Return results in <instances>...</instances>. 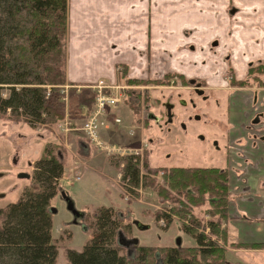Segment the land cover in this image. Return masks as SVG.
<instances>
[{"label":"rangeland","instance_id":"rangeland-1","mask_svg":"<svg viewBox=\"0 0 264 264\" xmlns=\"http://www.w3.org/2000/svg\"><path fill=\"white\" fill-rule=\"evenodd\" d=\"M215 40H220L217 35H214V42H211L209 46L214 44ZM203 49L202 53L206 56L210 55L206 48ZM199 59L196 58V67L193 65L192 68L179 70L178 73H187L188 78L200 74L202 77L212 78L210 80L217 78L216 83H221L223 73L219 66L213 73L195 72V69L199 67ZM220 60L221 57L217 59L218 65ZM123 71V67L118 66L115 82L107 80L118 86L124 99L117 109L109 111L115 112L123 123L115 124L114 118L107 116L110 128L111 123L116 126H112L110 132L103 133V138L109 147L112 150L113 146L116 147L115 151L110 153L107 150L103 153L105 150L99 151L86 144V134L81 129L86 122V116L80 114L77 99V96L83 97L85 89L79 91L75 88L74 95L71 96L70 89L63 88L62 112L53 118L45 115V122L36 123L35 126H30L23 116L15 113L16 117L10 109L0 112V209L18 201L25 188L39 186L40 182L36 178L37 162L46 156L47 148L56 157L61 152V160L65 162L67 173L58 182L59 191L51 202L52 236L59 250L57 264H70L67 256L68 249L79 251L92 238L95 230V212L103 206L114 208L116 213L114 218L122 226L115 246L131 264L138 260L136 245L195 247L197 245L195 238L183 230V225L198 229L196 225L191 224L192 215L187 214L184 218H180L174 212V208L180 207L175 203L176 200H165L159 193L166 184L163 168L219 165L226 167L228 150L224 136L226 129L219 130L214 136L209 134L211 130H208L213 121L217 122L220 119L226 125L224 109L221 108L216 116L200 114L201 122L195 120L189 122L186 119L184 123L188 127H196L195 131L188 134H185L179 120H176L175 125H171L168 129L162 115H159L163 108L161 104H158L164 100L166 93L162 90L164 85L162 79H157V74L154 73L152 74L154 76L149 78L153 81L150 83L143 82L148 79H125ZM158 81L160 83H157ZM88 90L93 92L92 89ZM1 93L7 98L10 90L4 88ZM146 105L151 109L146 110ZM195 112L200 113L198 110ZM150 114L157 116L159 120L151 119ZM200 134L204 136L203 140L198 138ZM216 142L218 147L215 145ZM130 147L135 148L133 154H129ZM130 160L140 171L138 185L133 184L130 174H126V164ZM87 169L92 173L93 178L86 175ZM22 174L26 176H21ZM150 180L155 181L154 186H147ZM229 190L232 194L230 180ZM61 192H66L72 197L76 209L85 213L83 219L74 218ZM208 208L209 203L195 210L201 228L213 240L216 239L226 246L224 241L228 239V232L225 235L219 233L218 238L208 227L209 221L213 219ZM228 213L230 217L229 206ZM159 214L171 215L173 222L168 226L166 220L156 219ZM135 221L149 227L141 230L136 226ZM230 221L231 217L223 221L218 230L220 228L222 231H228ZM2 222L3 216H0V224ZM132 240H134L133 243H131ZM150 257L151 254L148 258ZM137 264L142 263L139 261ZM230 264L238 263L230 262Z\"/></svg>","mask_w":264,"mask_h":264},{"label":"trees","instance_id":"trees-1","mask_svg":"<svg viewBox=\"0 0 264 264\" xmlns=\"http://www.w3.org/2000/svg\"><path fill=\"white\" fill-rule=\"evenodd\" d=\"M67 32L68 0H0V112L10 109L23 116L30 126L45 122V115L53 118L62 112L64 95L61 92L68 85ZM4 88L10 90L7 98L1 93ZM74 89L70 88L71 96ZM84 91L83 97L77 96L78 106L82 115L86 107L88 116L96 97L90 90ZM45 155L37 162L39 186L25 188L18 201L0 209L3 216L0 264H57L59 250L52 236L51 202L67 169L61 152L56 157L47 148ZM164 168L166 184L159 193L165 200H176L180 207L174 208V212L180 218L192 215L191 224L198 229L183 225V230L195 238L197 245L173 248L137 245L138 260L134 264L139 261L142 264H230L229 248L264 246L240 245L226 238V247L201 228L195 210L209 203L208 212L213 219L208 227L217 236L227 234L225 230H218L223 221L230 219L228 206L232 194L226 168ZM126 174L132 176L133 184L140 183V171L131 160L126 164ZM154 183L150 180L147 186ZM95 213L92 238L79 251L68 249L69 263L131 264L115 246L122 226L114 218V208L103 206ZM171 218L169 214L156 216L166 220L168 226L173 222Z\"/></svg>","mask_w":264,"mask_h":264},{"label":"crops","instance_id":"crops-1","mask_svg":"<svg viewBox=\"0 0 264 264\" xmlns=\"http://www.w3.org/2000/svg\"><path fill=\"white\" fill-rule=\"evenodd\" d=\"M214 35L223 48H210ZM258 40L261 45H255ZM226 51H238V57L256 52L264 58V0H68V89H91L102 79L114 82L118 66L125 79L146 80L153 73L162 79L166 74L187 76L178 71L196 67L200 58L198 68L213 73ZM240 107L252 110L250 101L234 99L232 151L226 167H214L228 168L230 242L259 245L264 244V119L252 131L253 115L240 117ZM91 174L87 169L86 175L93 178ZM252 247L229 248L228 260L264 264V246Z\"/></svg>","mask_w":264,"mask_h":264},{"label":"flooded vegetation","instance_id":"flooded-vegetation-1","mask_svg":"<svg viewBox=\"0 0 264 264\" xmlns=\"http://www.w3.org/2000/svg\"><path fill=\"white\" fill-rule=\"evenodd\" d=\"M230 13L235 15L237 9H231ZM215 41L214 44L210 45L212 50L221 48L220 44L222 45V40ZM213 42L214 40H212ZM244 45H250V43ZM255 45H261V41L258 40ZM203 51L204 49H202ZM238 56V51H226L225 57L220 60L218 65L221 68V73H223L221 77L222 82L219 84L216 83L217 78L210 80L212 78L202 77L200 74L197 76L193 75L195 77L192 78H188L182 74L164 75L162 77V84H164L162 90H165L166 93L164 100L158 104H161L163 108V110L159 109V115H162L161 117L164 119L166 128L170 129L171 125H175V121L179 120L185 134L193 132L196 129L195 126L188 127L184 123L186 119L189 122L193 120L201 122L202 118L200 114L216 116L221 111V108L224 109L226 125L220 119L217 122L213 121L208 130H211L209 134L214 136L219 130L226 129L224 136L228 145L227 158L232 151L229 120L234 99L241 100L242 103L250 101L252 110L240 107L239 113V116L242 118H246L247 115H253L248 129L254 131L253 126L260 124L262 119H264V58L259 53L257 55L256 52L252 56L246 53L241 57ZM195 64L197 63L195 62ZM196 70L201 71L199 68ZM146 88H149V86H146ZM246 90L250 93L247 94ZM145 107L146 110L151 109L148 105ZM195 110L200 111V113H196ZM150 117L156 121L159 120L153 114H150ZM227 127L229 128L227 129ZM252 136L254 138L257 137V133L252 134ZM198 138L203 140L204 136L200 134ZM215 145L218 147V142Z\"/></svg>","mask_w":264,"mask_h":264},{"label":"built area","instance_id":"built-area-1","mask_svg":"<svg viewBox=\"0 0 264 264\" xmlns=\"http://www.w3.org/2000/svg\"><path fill=\"white\" fill-rule=\"evenodd\" d=\"M92 88L96 92L94 110L81 129L85 132L86 137L98 147L99 151L105 150L103 153H106L107 150L110 153L115 151L116 147L113 146L112 150L103 138V133L110 128L107 119L108 110L117 109L123 103V94L118 90L117 85L109 83L106 80H100L96 85H93ZM114 123L122 124L123 120L120 117H116ZM128 149L130 150L129 154L134 153L135 148L130 147Z\"/></svg>","mask_w":264,"mask_h":264},{"label":"water","instance_id":"water-1","mask_svg":"<svg viewBox=\"0 0 264 264\" xmlns=\"http://www.w3.org/2000/svg\"><path fill=\"white\" fill-rule=\"evenodd\" d=\"M169 116H170V113H169ZM21 176H26V175L22 174ZM62 196H63L64 200L66 201L68 210L74 215V217L76 219L83 218L84 213L76 209V205H75L74 200L70 196H68V194L66 192H62ZM135 224L141 230L147 229L149 227V226L143 225L141 222H138V221H135ZM134 240H132L131 243H133ZM179 243H180V241H179Z\"/></svg>","mask_w":264,"mask_h":264}]
</instances>
